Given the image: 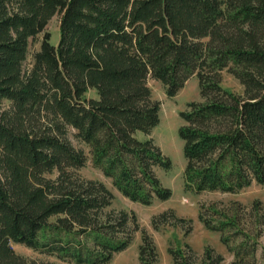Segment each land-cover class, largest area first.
<instances>
[{
  "label": "trees",
  "instance_id": "obj_1",
  "mask_svg": "<svg viewBox=\"0 0 264 264\" xmlns=\"http://www.w3.org/2000/svg\"><path fill=\"white\" fill-rule=\"evenodd\" d=\"M55 13L53 44L46 26ZM222 69L243 92L222 85ZM192 74L201 99L180 111L178 129L185 187L264 183V0H0V264H63L27 258L11 242L73 264L106 263L127 247L135 212L106 210L113 199L106 183L71 169L90 159L134 202L170 197L157 174L170 159L150 135L160 106L147 76L173 96ZM70 127L87 152L69 139ZM206 210L211 216H199L234 254L229 264H253L258 241L238 212ZM169 251L172 264L223 259L209 246L200 259L187 243ZM156 256L143 230L141 264Z\"/></svg>",
  "mask_w": 264,
  "mask_h": 264
},
{
  "label": "rangeland",
  "instance_id": "obj_2",
  "mask_svg": "<svg viewBox=\"0 0 264 264\" xmlns=\"http://www.w3.org/2000/svg\"><path fill=\"white\" fill-rule=\"evenodd\" d=\"M59 16V13L53 14L46 26L53 44L57 43L59 39ZM41 37V33H39L36 39L31 41L27 62L30 61L34 50L39 47ZM221 74L223 86L235 92H243V85L237 77L226 69H222ZM147 77L151 96L159 100L160 106L159 123L153 127L150 135L154 137L160 150L170 159V167L158 168L157 174L162 184L171 188L170 197L165 198V200L156 198L148 205L138 201L134 202L119 192L111 183V179L103 174L101 169L94 166L90 159H87L84 165L71 169L81 178H94L106 183L112 192L113 198L111 203L105 207L106 210H120V208L132 210L137 217L138 228L133 230L129 245L121 251L115 252L109 261L102 264H141L138 252L143 230L156 244L157 259L152 264H172L169 247H182L186 243L189 244L198 259L203 256L204 248L209 246L213 248L215 253L222 254L223 259L219 264H229L233 260L234 254L220 239V232L207 228L199 216L202 211L205 215L211 216L212 212L209 213V210H206V207L210 205L227 210L228 213L238 212L241 227L258 241L256 258L253 264H264L262 248L264 247V183L254 181L237 191H220L216 189L193 191L185 187L183 181L185 167L182 151L183 139L178 132L179 126L183 122L180 111L187 108L188 102L201 99L198 76L192 74L173 96L166 93L162 82L150 75ZM88 94L93 95V91L90 90ZM74 131L73 127L68 129L69 139L87 152V145L74 135ZM136 135L144 138L141 131H137ZM256 202H258V207L255 208ZM170 211H173L176 217H182L181 221L173 218ZM164 212L166 215L162 216ZM213 216L218 217V215ZM242 237L234 238L232 243L240 242L243 239ZM11 245L16 252L30 259L73 264L72 262L60 260L51 253L25 246L19 242H11Z\"/></svg>",
  "mask_w": 264,
  "mask_h": 264
}]
</instances>
